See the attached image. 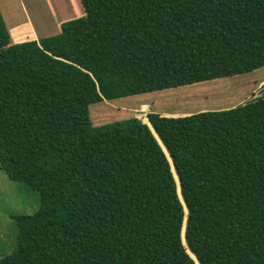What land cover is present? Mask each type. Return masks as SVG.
<instances>
[{
  "label": "trees",
  "instance_id": "16d2710c",
  "mask_svg": "<svg viewBox=\"0 0 264 264\" xmlns=\"http://www.w3.org/2000/svg\"><path fill=\"white\" fill-rule=\"evenodd\" d=\"M81 2L40 39L15 42L0 13V165L41 194L0 264H264V95L151 112L155 132L90 116L264 66V0Z\"/></svg>",
  "mask_w": 264,
  "mask_h": 264
},
{
  "label": "rangeland",
  "instance_id": "374dc122",
  "mask_svg": "<svg viewBox=\"0 0 264 264\" xmlns=\"http://www.w3.org/2000/svg\"><path fill=\"white\" fill-rule=\"evenodd\" d=\"M0 13L12 40L16 42L55 35L62 30L63 22L85 15V8L81 0H0ZM23 26H29L30 30ZM17 29L24 34L15 35L13 31ZM262 95L264 66L247 73L175 88L104 99L90 105V116L95 127L134 116L150 123L148 114L151 112L184 116L236 107ZM150 126L155 132L151 123ZM164 149L167 150L165 146ZM170 160L179 182L173 161ZM179 193L182 196L180 184ZM40 201L39 191L25 182L10 179L0 165V258L17 248L16 217L34 213ZM185 229L186 224L183 228V239L186 242Z\"/></svg>",
  "mask_w": 264,
  "mask_h": 264
},
{
  "label": "bare ground",
  "instance_id": "6f19581e",
  "mask_svg": "<svg viewBox=\"0 0 264 264\" xmlns=\"http://www.w3.org/2000/svg\"><path fill=\"white\" fill-rule=\"evenodd\" d=\"M175 94V93H174ZM170 99V98H169ZM145 107H146V105H145Z\"/></svg>",
  "mask_w": 264,
  "mask_h": 264
}]
</instances>
